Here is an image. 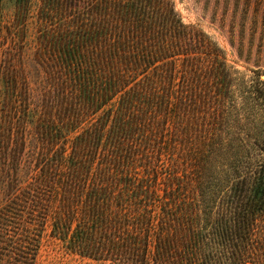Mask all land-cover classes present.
<instances>
[{
    "label": "trees",
    "instance_id": "obj_1",
    "mask_svg": "<svg viewBox=\"0 0 264 264\" xmlns=\"http://www.w3.org/2000/svg\"><path fill=\"white\" fill-rule=\"evenodd\" d=\"M59 11L37 76L0 89V264L46 235L89 264H264V81L219 166L230 70L206 33L170 0Z\"/></svg>",
    "mask_w": 264,
    "mask_h": 264
},
{
    "label": "rangeland",
    "instance_id": "obj_2",
    "mask_svg": "<svg viewBox=\"0 0 264 264\" xmlns=\"http://www.w3.org/2000/svg\"><path fill=\"white\" fill-rule=\"evenodd\" d=\"M185 25L206 33L219 48V61L227 64L229 79L219 67V166L227 133L250 127L252 116L242 105L245 86L264 81V0H170ZM64 0H0V89L1 100L10 98L9 81L14 77L34 79L40 72L36 58L44 54V37L57 26ZM220 66V63H219ZM8 80V83L4 81ZM226 83V90L222 86ZM17 92L24 86L17 83ZM179 166V164H176ZM264 241V236L261 237ZM261 241V239H258ZM37 264H89L64 250L60 241L43 237Z\"/></svg>",
    "mask_w": 264,
    "mask_h": 264
}]
</instances>
